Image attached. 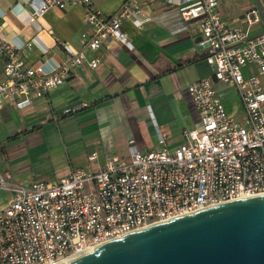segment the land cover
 <instances>
[{
  "label": "built area",
  "instance_id": "obj_1",
  "mask_svg": "<svg viewBox=\"0 0 264 264\" xmlns=\"http://www.w3.org/2000/svg\"><path fill=\"white\" fill-rule=\"evenodd\" d=\"M167 1L176 5L183 21L199 20V44L212 69L211 76L187 86L199 127L184 133L183 142L173 149L159 130L157 149L138 150L130 139L127 158L107 159L97 171L76 168L54 182L18 185L10 173H0V189L10 194L0 209V264H67L146 225L264 194V33L251 36L248 31L261 21L259 11L250 8L238 19L246 28L232 27L221 17L218 0ZM24 2L32 24H40L52 7H84L82 22L92 32L81 37L92 51L108 39L132 50L121 25L130 20L140 27L143 22L138 0H125L112 15L92 8L91 0ZM34 41L15 45L0 32V109L29 107L32 98L48 95L85 62L83 52L64 45L66 58L56 66L28 64L18 52ZM88 65L96 67L98 59ZM215 83L236 90L243 119L228 114Z\"/></svg>",
  "mask_w": 264,
  "mask_h": 264
},
{
  "label": "crops",
  "instance_id": "obj_2",
  "mask_svg": "<svg viewBox=\"0 0 264 264\" xmlns=\"http://www.w3.org/2000/svg\"><path fill=\"white\" fill-rule=\"evenodd\" d=\"M124 1L91 0V6L112 15ZM138 2L141 26L130 20L121 25L133 49L108 39L92 51L84 47L81 37L92 32L82 22L85 9L81 5L64 10L52 7L40 24H32L27 22L30 7L24 0H0L2 36L15 45L35 40L18 52L28 64L56 66L66 58L64 45L85 56V62L61 86L44 97L32 98L29 107H1L3 174L10 173L22 185L34 180L54 182L76 168L97 171L107 159L127 158L130 139L138 150L157 149L161 146L159 130L165 145L173 149L183 142L184 133L199 127L187 86L212 75L205 61L206 49L199 44V20L183 21L176 5L167 0ZM253 7L254 0H218L221 17L232 27L246 28L238 19ZM256 24L260 26L253 29ZM248 31L251 36L262 33V22ZM93 59H98V65L91 68L88 63ZM2 69L0 58V77ZM215 87L228 114L237 119L238 111L230 107L233 87L221 83ZM66 109L76 110L63 114ZM9 198L0 189V209Z\"/></svg>",
  "mask_w": 264,
  "mask_h": 264
},
{
  "label": "water",
  "instance_id": "obj_3",
  "mask_svg": "<svg viewBox=\"0 0 264 264\" xmlns=\"http://www.w3.org/2000/svg\"><path fill=\"white\" fill-rule=\"evenodd\" d=\"M67 264H264V194L146 225Z\"/></svg>",
  "mask_w": 264,
  "mask_h": 264
},
{
  "label": "rangeland",
  "instance_id": "obj_4",
  "mask_svg": "<svg viewBox=\"0 0 264 264\" xmlns=\"http://www.w3.org/2000/svg\"><path fill=\"white\" fill-rule=\"evenodd\" d=\"M258 26H260L259 24H256L254 27H253V29L254 28H257ZM260 80H261V83H262V86H263V88H264V75H260ZM234 89V88H233ZM229 91H231L230 93H231V99H230V107H231V110H233V112L234 111H238V113H237V115H236V118L238 119V120H241L242 119V117H243V114H242V111L240 110V106H239V103H238V101H237V99H236V97H238V95H237V92H236V90L234 89V90H229ZM233 92L237 95L236 97H235V95L233 94ZM243 123H244V121H242ZM5 161V157H4V153L0 150V173L1 174H3V171H2V163ZM16 184H18V185H22L21 183H17V182H15Z\"/></svg>",
  "mask_w": 264,
  "mask_h": 264
}]
</instances>
